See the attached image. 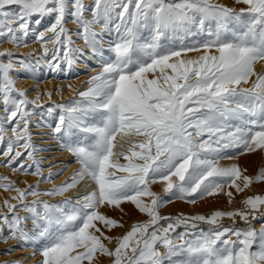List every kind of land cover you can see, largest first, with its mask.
Wrapping results in <instances>:
<instances>
[{
	"label": "rangeland",
	"instance_id": "obj_1",
	"mask_svg": "<svg viewBox=\"0 0 264 264\" xmlns=\"http://www.w3.org/2000/svg\"><path fill=\"white\" fill-rule=\"evenodd\" d=\"M67 1L74 5L75 26L82 28V36L93 49L105 48L97 41L99 30L92 25L93 18L108 31L113 43L100 51L102 70H88L85 81L76 85L73 93L59 94L54 86L45 105L31 107L28 101L23 103L9 72L19 67L25 77L34 80L51 77V71L43 73L34 58L42 51L52 57L70 53V46L62 43L60 35ZM36 4L43 6L37 8ZM88 10L83 0H0V137L3 125L12 126L19 119L20 107L25 112L24 122L26 115H36L27 133L28 138L39 137L31 141L39 153L41 150L42 166L49 168L61 161L59 148L64 146L79 158L93 181L103 184L98 194L105 195L106 204L131 199L138 217L128 226L123 219L103 224L92 217L97 212L96 197L92 202L81 197H56L53 202L46 199L52 190L56 191L53 195L61 190L42 188L34 181L32 175L49 179L50 174L39 170L41 165L29 149L31 143L21 147L22 138L28 134L20 135V131L11 142L14 148L20 147L19 152L13 161L7 160L14 172L0 171V207L9 210L8 196L17 199V192L48 193L26 204L41 233V264H264V95L240 85L226 88L239 82L235 71L215 86L208 80L224 72L223 55L229 60V68L247 63L248 58H264V0H92ZM31 18L38 19L31 24L33 32L21 36L16 23L23 25ZM214 52L219 54L215 63L211 61ZM195 54L198 58L190 61ZM185 58H190L189 62L185 63ZM8 61L14 62L12 68ZM197 64L205 78L191 81L187 77L194 74ZM163 66L172 84L178 85L177 91L195 88L191 103L196 110L187 116L188 127L197 131L194 139L200 145L179 156L175 150L178 162L174 170L158 177L161 187L153 190L148 186L151 176L145 178L140 166L126 154L131 145L126 144L116 165L108 151L109 140L120 129L139 134L148 128L144 114L159 117L156 114L162 109L156 106H162L166 97L152 87L155 70ZM70 71L69 66L62 74L71 78ZM213 89L216 96H212ZM198 117H206L207 123ZM0 148L5 149L4 145ZM170 158L164 153L156 162ZM72 176L63 187L79 184V178ZM171 177L177 179L170 181ZM15 202L17 208L26 207L19 199ZM5 211L0 208L1 218ZM15 223L17 227V220ZM121 228L123 231L113 239ZM4 229L0 226L3 242L8 235ZM20 232L30 235L25 229ZM7 251L13 254L10 247Z\"/></svg>",
	"mask_w": 264,
	"mask_h": 264
},
{
	"label": "bare ground",
	"instance_id": "obj_2",
	"mask_svg": "<svg viewBox=\"0 0 264 264\" xmlns=\"http://www.w3.org/2000/svg\"><path fill=\"white\" fill-rule=\"evenodd\" d=\"M222 1L228 2V0H222ZM83 2H84V6L86 8V12L89 13L90 12V10H88L89 4L92 2V0H83ZM36 6H37V8H39V7L41 8L43 5L42 4H36ZM65 6L67 7V9L63 12V14H61L63 16V18H61V24L62 25L61 24L60 25L62 26L63 32L60 35H62L61 38L64 39V40L62 39L63 40L62 43L66 44L67 46H70L69 47L70 51L68 50L70 53L68 55H67V53H64L60 56L52 57V56H48L47 55L48 53L45 54V52L42 51V52H40V54L37 53L38 56L37 57L35 56V58H34L36 64L38 63L39 64L38 66H40L42 68L43 73H45L46 70L51 71V73H50L51 77L50 78L46 77V78H44V80H34L32 78L25 77V75H23L21 72V70L23 68L21 69L19 67L17 69H16V67H14L16 70L9 72L10 80L12 81V84L15 85L14 87H16L18 89V92L20 91L21 94L20 93L19 94L22 95L20 97L23 100V103L26 104V101H28L29 102L28 104H31V107L34 104L45 105L44 103L47 102L50 98H52V95H53L52 88L54 86H57V88L59 89L58 93L62 91V93L64 92V94H67L66 96H68L69 93L72 92V89L76 88L75 87L76 85H79V83H81L82 81H85L84 78H86V75H88V70H90V72H94L95 70H97V67L103 68V66L100 67V65H102L101 61H99L100 60L99 56L102 53V52L100 53V51H104V49H108L109 47H111V45L113 43V41L110 38H108V31L105 30L103 26L98 25L96 23L95 19L93 18L91 20V23H92V25L95 24V27H97L99 30L98 33L96 32L98 34V35L96 34L97 35V41L100 42V45L105 46V48H101L100 51L93 49L91 47L92 45L90 44L91 45L90 46L89 43L85 41L84 36H82V33L80 32V30H82V28L75 26L76 23L73 20L74 5L72 4L71 1H67L65 3ZM21 8L22 7L20 6L19 9L21 10ZM20 12H22V11H20ZM90 14L88 16H90ZM6 19H8L9 22H14L13 18H11V17H7ZM30 21L25 20L23 25H21L20 23H16L17 25L15 26V29L17 32L20 33L21 36H24L25 34H31L33 32V28H34L33 25H31V24H32V22L36 23L38 21V19L37 18H31ZM27 24H28V26H27ZM26 30H28V32ZM25 31H26V33H25ZM14 46H16V45H14ZM34 46H35V44H34ZM6 47H8V45H6ZM17 47H20V45L17 44ZM23 47H21V48L24 49ZM26 47L28 48V46H25V49H27ZM29 47H31V44L29 45ZM65 48H66V46H65ZM28 49L31 50L30 48H28ZM56 49L59 50V47H57ZM217 54H218V52H214V54H213V59L211 61L214 63L216 60V56H219V54L218 55ZM35 55H36V53H35ZM196 58H198L197 55L194 58H192L190 61H193V59L195 60ZM189 59L190 58H187L185 60V63L189 62ZM248 59H249V61L247 63L238 64V66L234 65L235 67L229 68V64H228V66H226L227 57H225V55H223L222 57H220V60H224V63H223L224 68H222V70H224V72L220 75L217 74V76L218 75L219 76L216 78L212 77L211 79H208V80H212L209 83L211 85L215 86L219 80L223 81V78L227 79L226 77H228L229 75H231L235 71L239 75L240 80H238L239 81L238 83H240V84L231 83V84H228V86L226 88H229V89L230 88H236V87H238V85H240L241 87H243L246 90L259 91V92H261V95L262 94L264 95V75L261 76L264 73V58H259V59L248 58ZM208 60H210V59H208ZM218 61H219V59H218ZM234 61L235 60H233V62ZM13 63L12 62L10 63L8 61L7 65H9V67H11L14 65ZM216 63H218V62H216ZM211 65L213 66V64H211ZM218 65L216 68H218ZM16 66H18V65H16ZM69 66L72 70V72L70 71L72 73L71 78H67L65 76V74H62L63 72L65 73V70H67V67H69ZM164 66L162 68L155 70V75H154L155 83H154V86L152 87V90L155 87L160 89L161 93L163 95H165V97H166V98H163L166 100H164L162 104L159 102L162 106H160V107L158 105L156 106V107H158L157 109L159 111H160V109H162V111H160V113L156 114V116H159V117L156 118V117L148 115L147 113L144 114V116H145L144 121L148 125V128H147V130H145L139 134H135V133H132L131 131L128 132L127 130L120 129L112 137V139L109 140V151H108L110 153L109 158H111L112 164L113 163L115 164V162L118 161V157H119V154L121 153V151L123 152L124 150L127 149L125 147L126 144L131 145V147L133 146L132 149H130L131 147L129 148V150L126 152V154L129 153V155L131 156L130 158H132L133 161L136 162V166H138V167L140 166L139 168H141L140 170L142 171L143 175H145V178H148L146 175H150L151 178L153 177L152 180L150 178L151 181L149 179L146 180V181L149 180L148 186H149V188H151L153 190L157 189L158 187H161L162 182L157 181L158 177L174 170V166L178 162L177 153H174V151L178 150L177 151L178 156L180 154H185L187 151H190V150L192 152L194 150V149L192 150L193 146L198 145V143H199L198 141H196L194 139L198 135L197 131H193L190 129V127H188V124H189V122H188L189 118L188 117L189 116H187V115L193 113L194 110H196L195 105H193L191 103L193 101V91H195V88H194V90L192 89V91H190V92L188 90L180 91L181 93L179 91H177L178 85L172 84V82H171L172 80L170 81L168 74L166 75L164 72L165 71ZM99 68H98V70H99ZM102 68H101V70H102ZM193 69H194V67H193ZM171 72L178 75V72L175 69H171ZM205 72H206V70H205ZM211 73H212V71H211ZM203 75H204V73L202 74V72L200 71V68H199V64H197V65H195L194 74L191 77L190 76L187 77V79H190L191 81H193L194 79H196V80L202 79ZM236 77H237V75H236ZM206 79H207V77H206ZM197 82H199V81H197ZM192 86H193V84L190 85L191 88H192ZM216 88H218V87H216ZM219 88H220V86H219ZM243 88H241V89H243ZM157 91L158 90H156V92ZM255 91H253V93ZM216 93H217V91H214V89H213V93H212L213 95L212 94L211 95L216 96ZM158 94H160V91ZM124 95H126V94H124ZM127 97H128V95H127ZM128 98L130 99L131 97L129 96ZM261 98L260 99L256 98V99L258 101H260ZM132 99H134V98H131V100ZM19 101L21 102V100H19ZM23 103H20V104H23ZM260 112H263V111L261 110ZM152 114H154V113H152ZM23 116H25V112L23 111V108L20 107L19 119L16 121V123L12 124V126H10V125L9 126H6V125L2 126L4 128V132L2 131L3 136L0 137V145H1L0 147H2L3 145L5 147V149L0 148V171H2V172H10V174H12V171H13V169L11 167H9V165L11 163L10 162L8 163L7 160L11 161L12 159H15L14 157H16L15 155L19 152V148H20L17 146H16L17 148H14V144L12 145V143H11L12 141H15L13 138L14 134L17 133L18 131H20V135H26V133L28 132L27 131L28 124L31 123V120L34 119V117H37L36 115L28 114L25 117L28 119L24 122ZM198 118H199L201 123H204V124L207 123V121L205 119L206 117L205 118L198 117ZM208 119L210 120V119H212V117H209ZM32 123H33V121H32ZM192 124H194V123L192 122ZM37 130L38 129H36V131ZM28 136H29V134L27 136H24V138H22L23 144L21 147H25L31 143L32 147L30 146L29 149H30V152L32 151L31 155L34 154L32 156V158L35 157V159H37V161H39V163L41 165V166H39L40 167L39 170L50 174L49 179L48 178L43 179L40 175L37 176V174H36V176L32 175L34 181H37V185H40L42 188H45V187L46 188L51 187L52 189L56 188L58 190H61V193H59V195H55L57 193H55L53 195V192L55 190L54 191L52 190V194L49 193V195H47V197H46L45 195L48 193H46V194L44 193V195L43 194L42 195H34V194L32 195L31 193L28 194L29 192L27 191L28 192L27 194H25V193L23 194V192L15 193V195H18L17 199H14L13 197H11V195L8 196V199H9L8 205L10 206L9 210H7L6 207H3V206L0 207L4 211L6 210L4 212V218L0 217V226H1V228L7 229L6 231L8 233V235L6 237H4V239H5L4 242H3V239H1L2 241L0 240V264H11L10 261H15L16 264H41L42 263V260L44 259V257L39 250L40 239H38V237H39L38 233H40V232L38 230L36 221L31 219V217L29 216L30 213L28 212V209H27L28 207L26 205L30 201L36 200L39 196H45V198L51 202H53L56 199V197H61V199L62 198H73V199L76 198L77 199V198L81 197V198H87L88 202L96 197L97 202L96 201L95 202L97 203L98 207H96L97 212L93 211L94 214L92 217L96 221H99L100 223H103V224L110 223L111 221H114V220L123 219L125 222V226H128L132 222V219H134L135 217H138V216H136L137 210L135 208V204L132 203L131 199H127L128 201L117 202L115 204H111V203L106 204L105 203L106 200H104L105 195H103V193L98 194V192L102 191L100 186H102L103 184L100 183L101 184L100 185V184H97L98 182L96 183V181H93V179H91V176H89L87 174L86 170H84L83 167L81 166V162H80L79 158L72 151L64 149L63 148L64 146H62V148H59L60 149V156L58 157L59 158L58 160H61V161H59L57 164L53 165L52 167L51 166H49V168L43 167L42 162L44 160L41 159V154H42L41 150H40V153H41L40 154L39 149L34 148L35 147L33 144L34 142L31 141L32 138H39V137L28 138ZM42 137H44V136H42ZM137 139H139V140H137ZM135 140H137V141H135ZM45 141H47V140H45ZM45 141L40 140L39 142L44 143ZM132 141H134V142H132ZM136 142H138V143H136ZM199 145H200V143H199ZM164 153L170 154L171 158L167 161L163 160L161 164H157L156 161L159 160L163 156ZM186 154H188V153H186ZM28 156H30V155H28ZM119 161H120V158H119ZM160 161H161V159L159 160V162ZM6 162L8 164H6ZM110 168L113 169L114 167L110 164ZM133 168H135L134 165H133ZM109 170L110 169H108V171ZM112 171L110 170L109 174L110 173L112 174ZM44 172H42L41 174H43ZM72 175H74V176L76 175V177L79 178V181H80L79 184L78 185L76 184L75 186L74 185L73 186H67L66 185L67 187L66 186L63 187L64 186V185L62 186L63 183H65V182L67 183L68 180H72V178L69 179V177H71ZM175 176H176V174H175ZM24 177L25 176H23V178ZM29 180H31V179H29ZM165 180H167V179H165ZM169 180L170 181L174 180V177H171V179H169ZM28 183H30V182L28 181L27 184ZM169 183H170V185L172 184L171 182H169ZM167 185H168V183H167ZM20 187H22V186L20 185ZM23 187H25V186H23ZM25 188H23V189H25ZM13 192H15V191H13ZM2 196H4V195H2ZM18 199H19V201L24 202L23 204H25L26 207L21 206V208H17L15 201ZM34 202H36V201H34ZM88 202H87V204H89ZM91 202H90V204H91ZM52 205H54V204H52ZM92 205H93V203H92ZM58 207L59 206H57V208ZM87 207L90 208L91 206H87ZM88 208H86V209H88ZM43 209H44V207H43ZM12 210H14V211H12ZM55 211H56V209H55ZM1 214H2V212H1ZM13 214H14L13 217H16V219L12 217ZM16 220L18 223L17 227H15ZM94 223H95V221H94ZM104 226L105 225H102L101 229H104L105 228ZM24 229L28 231V234H30L29 236H24L23 234H21L20 231H24ZM123 229L124 228H121L118 232H116L113 239H116L119 236V234L123 231ZM8 247H10L12 249L13 254L8 253V251H7ZM46 258H47V256H46ZM74 264H76V263H74Z\"/></svg>",
	"mask_w": 264,
	"mask_h": 264
}]
</instances>
